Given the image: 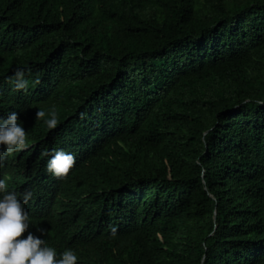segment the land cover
Returning a JSON list of instances; mask_svg holds the SVG:
<instances>
[{
  "label": "trees",
  "instance_id": "trees-1",
  "mask_svg": "<svg viewBox=\"0 0 264 264\" xmlns=\"http://www.w3.org/2000/svg\"><path fill=\"white\" fill-rule=\"evenodd\" d=\"M0 64L105 111L54 144L106 140L48 243L76 264H264V0H0ZM119 128L135 154L108 168Z\"/></svg>",
  "mask_w": 264,
  "mask_h": 264
},
{
  "label": "clouds",
  "instance_id": "clouds-1",
  "mask_svg": "<svg viewBox=\"0 0 264 264\" xmlns=\"http://www.w3.org/2000/svg\"><path fill=\"white\" fill-rule=\"evenodd\" d=\"M4 68L0 64V71ZM24 77L20 68L13 76L0 74V264H76L72 248H58L46 239L52 235L51 228L81 210L82 193L71 183L73 172L89 154L101 156L106 140L92 142L89 135L71 146L54 144L69 118H83L78 122L83 125L105 111L77 113L75 102L63 96L52 98ZM117 131L121 139L113 150L118 154L110 156L108 168L113 161L123 163L135 154L126 132ZM99 144L103 146L93 148ZM99 172L98 164L94 181L105 196L123 191L129 181L99 178Z\"/></svg>",
  "mask_w": 264,
  "mask_h": 264
}]
</instances>
